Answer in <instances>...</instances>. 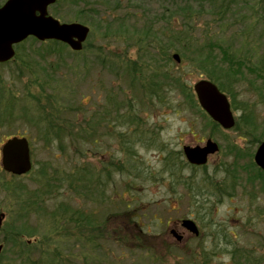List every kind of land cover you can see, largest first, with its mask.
I'll return each instance as SVG.
<instances>
[{
  "label": "rangeland",
  "instance_id": "rangeland-1",
  "mask_svg": "<svg viewBox=\"0 0 264 264\" xmlns=\"http://www.w3.org/2000/svg\"><path fill=\"white\" fill-rule=\"evenodd\" d=\"M77 1L58 0L49 11L90 27L81 51L26 41L17 48L21 60L0 64V146L26 136L32 158L22 176L0 163V264H20L10 237L24 225L35 234L23 241L42 245L27 254L31 264H264V181L249 172L255 138L264 136V0ZM186 4L196 45H222L242 63L236 81L214 75L233 97L236 118L244 123L250 113L258 128H214L191 106L186 89L193 94V83L208 77L194 58L177 63L170 53L184 94L166 85L149 99L140 83L131 87L114 72L112 57L143 74L165 72L158 26ZM110 15H124L129 33H106ZM145 20L153 30L144 34ZM96 54L111 58L103 66ZM38 94L40 105L52 99L65 107L58 136L39 135ZM207 138L219 150L204 165L189 164L182 146ZM184 217L199 234L178 227L177 241L169 231Z\"/></svg>",
  "mask_w": 264,
  "mask_h": 264
},
{
  "label": "trees",
  "instance_id": "trees-1",
  "mask_svg": "<svg viewBox=\"0 0 264 264\" xmlns=\"http://www.w3.org/2000/svg\"><path fill=\"white\" fill-rule=\"evenodd\" d=\"M76 1L77 0H74V2H76ZM86 1L87 0H78L77 2H80V3L82 2L83 4H85ZM223 3H224V1H223ZM190 12H191L190 7L187 4L178 7V9L175 8L174 14L175 13L176 14L172 17V19H174V20H171V17H169V21H167L166 26L163 24L161 26H158V27H160L159 30H160L161 35L157 36L158 39H155V40H157L159 42V44H161L160 48L162 49V53H163L162 55H163V57L166 58L165 62H166L167 69L165 70V72H163L162 74H158L156 72H153L151 74L150 73L143 74L141 72V70H142L141 66H137L136 63L133 62L131 66H127V65H123L121 62H119L118 60H115L112 57V64L114 65V72L117 74L122 73L126 77H128L130 80V86L131 87H133V84L135 82L138 84L140 83L142 91L146 92V94H148L147 98H149V99H151L150 96L152 94H155L156 91H158V90L162 91V89H167L166 87H164L166 85H169L170 87H172V88L178 90L180 93L184 94L185 93V87H184L183 82H182L181 73H179L177 71H173L174 70L172 68L173 64L170 63L171 62L170 53H171V51H174V52H178L180 54V56H182L183 61L190 59V58H194V60L197 62L196 65L199 66V68L205 69L207 74H208V77L211 80H213L219 86V88L221 90L225 91L228 94V89L225 88L224 84L219 79V76H215L214 74L217 73V74H221V75L230 76L229 78L232 77V79L236 81L238 78H240L242 76V71H241L242 63H240L238 60H234V56L230 55V53L228 51H226L222 45H218V49H215L214 51H212V50L204 51L203 46L198 45V44L196 45V39L189 34L190 31L188 30V24H191V18H192V16L190 15ZM177 15L179 17H177ZM178 18L183 19V21H184L183 24H178V25H180V27H178V25H174L176 28L172 29L168 23L173 24V22L175 23V21L179 20ZM100 19H101V17H99L98 21H100ZM107 19H111V21L106 23V29H105L106 33H109V34L114 35V36L117 34L123 35V34L129 33V27L130 26L128 23H126V19H125L124 15H121L120 17H118V15L117 16L110 15ZM144 26L145 27L142 29L143 30L142 32H144V34L147 31L151 32V30H153L152 29L153 26L151 24L149 25L146 22V20H145ZM152 32H154V31H152ZM157 33L158 32H156L155 37H156ZM138 35L140 36V34H138ZM141 37L143 38V36H141ZM32 41L35 42L37 40L35 38H30L29 40H27V42H32ZM40 44H43L48 48H52V47L57 48V47L62 46V44L60 42H57L54 40H48L45 42H40ZM23 45L24 44H22V46ZM216 50H218V52L220 53V57L217 54ZM92 53H91V55H92ZM15 58H17L18 60H21L20 54L17 53ZM92 58H94L95 60H98L104 66L105 63H107V61L110 60L111 57H108V56L104 57L100 54H96V56L92 57ZM104 58L107 60H105ZM25 66L29 67L30 65H25ZM142 76H144V77L142 78ZM186 91L189 93V100H190L191 106L196 108L198 110L199 114H201L202 117H204L205 119L208 120L207 123L209 125H212V127L216 128L217 124H215L213 121L209 120L207 118V115L199 108V106L196 102V99H195V97H193V94L190 92V90L186 89ZM0 94H1L0 95V101H1V97L4 96L1 85H0ZM263 99H264V94H263ZM40 100H41L40 94H38L35 97V103H33L34 104V110L39 115L38 121H41L43 123V125L38 124V123L35 124V126L39 130V135L44 136V137L46 134H53L54 136H58V132L60 133L61 127L63 125L61 124V120L57 121V117L64 115L63 110L65 107L57 100H56V102H54L52 99H45L47 102H45L44 105L48 108L47 109L48 111H46L45 106L40 105ZM231 105H232L233 109H236L235 103L233 101V97L231 100ZM65 118L66 117H64V120L66 122ZM245 120L246 121L243 123L242 115L238 116L234 128L235 129L240 128V126L242 127V124H244L246 129H249V130L256 129V127L257 128L259 127V126H257V123H255V120L250 115V113H248V116L245 117ZM39 125H40V128L42 129V131L40 130ZM263 138H264L263 135H258L255 138V141L259 142ZM252 170H253V172L257 173V175L259 176V179L261 181H264V171L261 170L260 168H258L257 166H255L253 161L250 162L249 172H251ZM77 224L80 225L81 223H77ZM22 234H25L27 236H32L35 233L33 230H27L26 225H24L23 227L18 226L17 228L13 229L12 236L10 237L12 247L14 249H20L22 251V253H21V251H19L18 257L13 258V259L14 260H20V264L35 263L37 261L34 262L33 259H31V256L28 257L27 254L31 250L35 249V247L40 249L42 245L38 242L37 243L36 242L28 243L27 241H23ZM8 242H9V240H8ZM4 250H5V248H4ZM4 250H3V252H4ZM43 253H44V251H43ZM55 258H57V256H55ZM50 261H52V260L50 259ZM49 264H51V263H49ZM55 264H61V263H58V261H57Z\"/></svg>",
  "mask_w": 264,
  "mask_h": 264
},
{
  "label": "water",
  "instance_id": "water-1",
  "mask_svg": "<svg viewBox=\"0 0 264 264\" xmlns=\"http://www.w3.org/2000/svg\"><path fill=\"white\" fill-rule=\"evenodd\" d=\"M55 0H7L0 7V62L10 59L15 51L13 45L28 36L39 40L55 39L67 43L73 50H80L86 39L89 27L80 22H60L47 14V6ZM173 58L179 62L177 53ZM200 106L224 128L234 125V117L226 95L208 79H200L193 85ZM1 165L4 170L20 175L31 168L29 143L25 137L13 136L1 146ZM218 150V145L207 139L203 146L185 145L183 152L187 160L194 164H204L207 156ZM254 162L264 170V140L257 146ZM4 213L0 212V226ZM182 225L187 230L198 234V229L191 219H183ZM177 240L181 235L171 230ZM3 245L0 243V253Z\"/></svg>",
  "mask_w": 264,
  "mask_h": 264
},
{
  "label": "flooded vegetation",
  "instance_id": "flooded-vegetation-1",
  "mask_svg": "<svg viewBox=\"0 0 264 264\" xmlns=\"http://www.w3.org/2000/svg\"><path fill=\"white\" fill-rule=\"evenodd\" d=\"M0 2H1V1H0ZM3 2H4V1H3ZM1 3H2V2H1ZM1 3H0V4H1ZM174 226H175V228H176L177 231H180V230L178 229V227H180V226H179V221H178V220H175V224H174Z\"/></svg>",
  "mask_w": 264,
  "mask_h": 264
}]
</instances>
